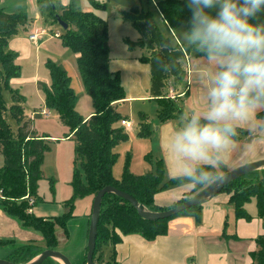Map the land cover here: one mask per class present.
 <instances>
[{
    "label": "trees",
    "instance_id": "16d2710c",
    "mask_svg": "<svg viewBox=\"0 0 264 264\" xmlns=\"http://www.w3.org/2000/svg\"><path fill=\"white\" fill-rule=\"evenodd\" d=\"M89 1L97 9L107 6L106 2ZM37 3L42 14L52 21L58 22L59 14L69 24L58 36L64 46L78 53L77 65L85 91L92 98L94 111L88 118L80 114L76 108L78 94L67 69L58 62L47 60L51 84L44 87L45 103L57 110L63 123L70 127L69 136L76 139L74 162L79 160V166L74 164V195L65 202L68 210L47 217L36 214L32 207L39 199L37 190L43 174L41 165L49 145L45 136L33 133L34 129L25 115V98L11 86L10 80L20 74L21 67L16 63V53L8 47L10 38L27 26L29 16L26 10L10 12L0 5V209L19 220L26 228L38 230L44 237L43 245H17L19 242L14 239H0V246L13 245L7 258L14 262L30 261L48 247L58 249L57 226L62 227L69 235L68 221L74 217L75 198L89 194L95 196L106 185L118 187L135 196L147 208L161 211L188 200L210 184L193 186L186 196L169 205H158L155 195L161 189L185 183L174 177L166 179L163 158L153 162L154 171L136 174L126 165L121 177L114 176V165L119 156L114 147L121 141L129 140L130 135L125 126L119 124L121 119L126 118L119 110V101L125 99L127 93L120 71L113 70L110 65L109 23L94 11L83 10L79 0H70L67 5H63L61 0H37ZM155 4V10L133 5L122 10L120 15L124 21H130L141 35L138 40L125 38L127 47L149 50L139 60L150 65V92L160 106L157 119L165 122L176 118L183 110L177 98L170 97L165 91L167 84L171 85V78L173 82H180L184 78L186 57H196V54L183 41L178 40L175 34L180 27L188 25L190 11L185 0H156ZM156 14L166 25L170 35L164 33ZM257 19L264 20V13L258 14ZM4 89L11 92L12 104L7 103L3 95ZM8 114L17 121L16 131L8 121ZM146 116V112L141 114L142 122L138 130V135L143 137L150 136L153 132V126L145 119ZM227 172L229 171L225 170L222 175ZM221 191L229 193V204L234 205L237 219H252L247 209V203L252 199L257 206V216L264 219V167L231 180ZM203 206V203L191 206L171 217L145 219L128 200L119 194L107 192L103 197L98 220L93 256L95 264L104 261V256L109 251L110 257L105 260L106 264H120L116 261L115 248L124 235L136 233L145 240H154L168 232L170 221L176 216L192 215L201 222ZM255 240L257 249L251 252L252 264H264V232ZM84 250L78 261L72 264L87 263V245ZM40 264L62 263L48 257Z\"/></svg>",
    "mask_w": 264,
    "mask_h": 264
},
{
    "label": "clouds",
    "instance_id": "9594fccd",
    "mask_svg": "<svg viewBox=\"0 0 264 264\" xmlns=\"http://www.w3.org/2000/svg\"><path fill=\"white\" fill-rule=\"evenodd\" d=\"M184 45L196 54L195 106L182 110L165 138L168 171L204 185L230 161L264 145V0H185ZM247 139L241 143L240 138Z\"/></svg>",
    "mask_w": 264,
    "mask_h": 264
},
{
    "label": "rangeland",
    "instance_id": "374dc122",
    "mask_svg": "<svg viewBox=\"0 0 264 264\" xmlns=\"http://www.w3.org/2000/svg\"><path fill=\"white\" fill-rule=\"evenodd\" d=\"M18 1L19 0H13L12 4L8 6L23 10L20 6L17 7ZM105 1L107 2V8L109 9L106 14L112 23L109 47H111L113 56L124 57L126 52H128L125 38L130 37L133 39L131 36H133L134 32L137 33L138 30L130 21H124L121 18L118 7H115L116 3H119L118 0ZM129 1L130 2L125 6L119 4L120 7L122 6L124 9H127L130 8L133 3H136L140 8L142 6L146 9H148V7L155 9L151 4V0ZM85 3L86 0H79L80 7ZM26 12L29 16L28 21L36 19V22L34 23L35 25H32L31 22L27 23L26 29L22 28L23 31L20 30V34H15L16 37H20L19 45H16L14 42L12 47L9 43L8 47L13 53H16V63L21 67L20 74L15 76V78H12L10 82L12 88L16 89L17 92L25 98V110L29 114V117L26 118L34 129L33 133L39 136H45V141L49 145V148L45 150L44 159L41 165L43 174L39 179L37 190L39 199L35 202V211H33L39 214L40 209L41 211L44 209L47 210L45 213L61 214V212L68 210L65 204L66 200L71 199L74 195L72 177L74 166L79 164V160L74 162L76 139L73 136H69L71 132L70 127L66 123H63L57 110L48 107L45 103L46 95L44 93V87H49L51 84L50 71L48 66H46V61L51 59L59 64L62 63V61H66L64 62L65 66L71 77L72 85L78 94L76 108H78V111L84 118L87 113L94 110L93 102L91 96L85 91L84 82L81 79V73L79 66L77 65V59L76 61L73 59L74 52L64 46L61 37L56 35L57 31L59 33L63 32V26L59 22L52 21L51 18L42 14L36 0H30V2L27 1ZM156 19L164 33L170 35L169 30L163 21L160 20L158 14H156ZM42 27L45 31H43L44 33L38 37L39 39L35 44L28 37V33L34 31L36 28L40 29L39 31L42 32ZM185 29L186 26H183L180 27V30L175 32L178 40L182 41L180 32ZM140 49L142 48L137 47L135 49L138 55H141ZM148 53V49H145L143 52V54ZM122 66L124 68L123 70H120V73L122 74L121 79H124L123 82L126 81L129 90L130 80L133 78L134 72L133 69L126 64H122ZM3 95L5 96L7 103L12 104L11 92L4 89ZM141 100H143V102L126 99L125 102L121 103L119 106L120 112L124 114L128 120L134 121V126L128 130V135L131 136L130 141H121L114 147V150L119 153L113 170L116 178L121 177L126 165H128L130 171L137 174L154 171L155 164L153 162L162 156L160 149H158L160 137L157 136L156 130H154L151 136L144 138L138 135L140 123L142 122L141 114L146 112V120L151 119L153 121H158L155 113L159 104L157 103V100L154 99L151 92L150 96L143 97ZM180 105L183 106L181 102ZM30 116H32V118ZM177 117L174 119L177 120ZM8 121L12 125L13 130L16 131L18 124L15 118L8 114ZM120 123L123 124L122 122H119V124ZM153 127L156 129L157 125H154ZM165 177L166 179L171 178L168 172L165 173ZM32 200L33 199H31V203ZM92 202L93 197L90 194L88 196L75 198L74 217L68 221L69 235L64 232L62 227L57 226L56 234L59 238V246H57V248L59 251H63L70 258L72 263L77 262V259H79L76 258L75 260V257L82 252L81 244L84 243L87 245L88 243V239L86 243L84 239L85 236L86 238L88 237L87 234L90 225L89 221L92 211ZM247 209L250 212L252 219H259L254 199L248 202ZM14 221L18 224L19 220L16 219ZM22 229L26 232H31V237L33 239L31 241L27 240L26 242H19L17 245L22 243H35L36 245L44 244V241L40 240V236L42 235L38 230H31L25 226L24 228L22 227ZM38 240H40V242ZM12 247L13 245H8V247L0 246V258L5 257V251L10 250ZM109 253L105 254L104 261L100 264H106L105 260L110 257Z\"/></svg>",
    "mask_w": 264,
    "mask_h": 264
},
{
    "label": "crops",
    "instance_id": "0c3cea01",
    "mask_svg": "<svg viewBox=\"0 0 264 264\" xmlns=\"http://www.w3.org/2000/svg\"><path fill=\"white\" fill-rule=\"evenodd\" d=\"M12 1L13 0H0V5L10 12L18 11L19 8H11L8 6L12 4ZM27 1L30 2V0H19L17 2V7L20 6L23 10H27ZM69 1L70 0H61V3L63 5H67ZM96 1L106 2L105 0ZM118 2L119 3H116L115 7H118L119 13L122 10L129 9H124L122 6L120 7V5H127V3L130 2L129 0H118ZM151 2L152 6L156 9V0H151ZM133 5L138 6L136 3H133L131 6ZM81 7L83 10L94 11L104 17L109 23V36L111 35L112 23L106 14L109 11L107 8L108 4L104 9H97L92 6L89 0H86V3L81 5ZM142 8L145 9V7ZM148 9L151 8L148 7ZM30 22L33 25L36 22V19H31L28 23ZM131 37H133V40H138L141 35L137 31V33L134 32ZM19 38L20 37H16L15 35L14 38H10V46L13 47L14 42L16 45H19ZM136 48H128L126 55L124 57H120L113 56L110 47V65L113 70H123L124 67L122 64H126L133 69L134 75L130 80L129 90L126 85V81L123 82L127 93L125 100L131 99L143 102V100H141L143 97L150 96V65L139 60L145 49L142 47V49H140L141 55H138L135 50ZM77 56L78 53L74 52L73 59L75 61ZM196 60V57L188 55L185 61L184 78L180 82H173L174 80L171 78V85L168 83V87L165 89L168 94L170 93V89H173L176 92L175 98H177L179 104L180 102L182 103L183 106L181 107L183 110H187L196 104L198 89L192 78L193 65L197 62ZM64 62L66 61H62L60 64L65 66ZM65 68L67 69L66 66ZM125 100H120L119 106L121 103L125 102ZM25 103L26 102H23L24 110L26 107ZM159 108L160 106H158L156 110V116ZM93 111L87 113L85 118H88ZM25 113L26 117H29L26 110ZM30 117L32 118V116ZM148 121H150L152 126L157 125L156 129L153 127V132L156 130L157 136L160 137L158 149H160L162 155L161 158H163L165 163V173H169L167 167L168 157L165 151V138L173 131L174 127L178 123V120L173 118L172 120L165 122L160 120L153 121L151 119H148ZM141 137L144 138L147 136ZM130 139L131 136L128 141H130ZM246 139V135H243L240 138V142L243 143ZM260 158H264V145L260 146L246 161H230L229 166L225 168L222 173L225 170L231 171V169L244 165L250 161L259 160ZM169 175L170 177H173L170 173ZM192 188L193 185L185 182L180 185L161 189L160 192L155 195V201L158 205H169L176 199L186 196ZM90 195L94 198L93 194ZM229 198V193L220 191L217 195L203 202L204 206L201 215V222H198L192 215L176 216L170 221L168 232L154 240H145L143 236L136 233L124 235L123 239L116 245L115 248L117 250L116 261L120 264H252L253 260L251 252L257 249L255 238L264 232V219L262 217L251 220H245L243 218L237 219L234 215V205L229 204ZM32 209L35 211L34 206ZM46 211L47 210L44 209L41 211L40 209L38 215L45 217L58 215L45 213ZM13 219L16 220L5 210L0 209V239H14L17 243L26 242L27 240L31 241L33 239L31 237L32 233L24 231L22 229V227L24 228V225L19 221L18 224H16L17 222ZM40 237V240L44 241V237ZM87 239L88 237L86 238L85 236V243ZM40 240L38 241L40 242ZM85 245L86 244L84 243L81 244L82 252H80V254L85 251H83V249H85ZM11 249L5 251L6 256L3 258H7V256L11 253ZM80 254L75 257V260L76 258H80Z\"/></svg>",
    "mask_w": 264,
    "mask_h": 264
},
{
    "label": "water",
    "instance_id": "95a60500",
    "mask_svg": "<svg viewBox=\"0 0 264 264\" xmlns=\"http://www.w3.org/2000/svg\"><path fill=\"white\" fill-rule=\"evenodd\" d=\"M58 22L63 26L64 29L69 27V24L64 22L59 14L57 15ZM264 167V158H260L259 160L250 161L245 163L244 165L238 166L231 171L227 172L224 175H221L220 178L213 181L209 185L205 186L199 193L190 197L188 200L175 205V207L162 209L161 211L152 210L144 206L143 203H140L139 200L125 192L118 187H114L112 185H106L100 190H98L93 198L92 202V211L90 215V225L88 229V243H87V263L86 264H95L93 259L96 242H97V231H98V220L100 218L101 213V205L103 201V197L107 192H113L119 194L126 200H128L133 206H135L139 212V214L145 219H161L164 217H171L176 213L183 211L191 206H196L197 204H202L203 202L209 200L213 196L217 195L221 191V189L231 182V180L244 175L246 172L259 169ZM48 257H53L57 259L62 264H72L70 258L62 251L53 248H46L41 251L40 254L34 257V259L27 262H14L8 258H0V264H40Z\"/></svg>",
    "mask_w": 264,
    "mask_h": 264
},
{
    "label": "built area",
    "instance_id": "2783aa9c",
    "mask_svg": "<svg viewBox=\"0 0 264 264\" xmlns=\"http://www.w3.org/2000/svg\"><path fill=\"white\" fill-rule=\"evenodd\" d=\"M40 29L36 28L34 31L29 32L28 37L36 44L37 40L39 39L38 37L40 35H42V33H44L43 31H45V29L42 27L41 31H39ZM60 33L57 31L56 35H59ZM170 97H175L176 92L173 89H170V93L168 94ZM121 122L123 123V125L125 126L126 130H130V128H132L134 126V121L132 120H128L126 118L121 119Z\"/></svg>",
    "mask_w": 264,
    "mask_h": 264
}]
</instances>
